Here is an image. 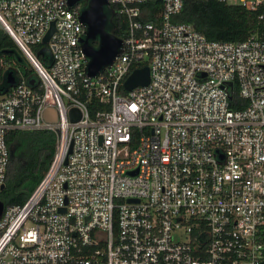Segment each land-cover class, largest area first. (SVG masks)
<instances>
[{"label":"built area","instance_id":"1","mask_svg":"<svg viewBox=\"0 0 264 264\" xmlns=\"http://www.w3.org/2000/svg\"><path fill=\"white\" fill-rule=\"evenodd\" d=\"M107 1L126 29L113 61L89 76L80 1L0 0L2 30L32 71L15 69L11 85L1 76L0 191L7 134L56 135L29 197L3 205L0 264H262L264 37L209 40L173 20L183 0H158L148 21L147 0ZM144 62L148 83L126 90ZM236 94L245 105L231 106Z\"/></svg>","mask_w":264,"mask_h":264},{"label":"trees","instance_id":"2","mask_svg":"<svg viewBox=\"0 0 264 264\" xmlns=\"http://www.w3.org/2000/svg\"><path fill=\"white\" fill-rule=\"evenodd\" d=\"M159 6L158 0H147L141 4L140 19L142 21L152 20ZM116 8V5L110 4V9L114 14L109 23V29L112 34L119 37L126 29V25L122 17L117 14ZM262 12H264L262 7L250 11L242 6L227 5L217 0H183L182 9L173 16V20L192 24L209 40L238 41L251 34L264 37V19H259ZM34 49L44 65L48 66L49 53L44 51L41 54L42 51L38 46ZM0 62L2 63L0 80L2 74L8 71L12 76H15V69H19L25 76L32 72L12 39L2 29H0ZM139 66H146V63L139 64ZM2 70H4L3 73ZM1 86H5V83L2 82ZM233 100L235 103L236 100L239 102L237 104L233 102L231 106L245 105V101L239 99L237 94L233 96ZM104 106V104L95 101L91 108L103 109ZM55 141L56 135L51 130H13L7 134L9 162L4 188L0 191V201L4 206L22 204L29 197L51 163L55 151ZM262 236L264 240V229Z\"/></svg>","mask_w":264,"mask_h":264},{"label":"water","instance_id":"3","mask_svg":"<svg viewBox=\"0 0 264 264\" xmlns=\"http://www.w3.org/2000/svg\"><path fill=\"white\" fill-rule=\"evenodd\" d=\"M79 1L80 0H67V3L69 6H72ZM107 5V0H87V6L80 11V20L86 27L84 36L80 38V42L86 58V72L89 76L96 75L101 68L110 64L118 54V49L122 44V40L119 37L106 29L107 16L104 9ZM0 29H2L1 25ZM53 31L54 26L52 23L43 38V43L48 41ZM95 38L97 39V45H90L89 40ZM4 53H7V51H4ZM2 80L9 85L14 82V78L10 71L2 75ZM148 81L149 69L147 66H143L131 71L123 82V86L126 90H130L138 85H146ZM29 82L32 83L33 81L30 80ZM44 117L47 120L55 121L54 110L51 108L46 109ZM3 188L4 185L1 186V189ZM2 209L3 203L0 201V215Z\"/></svg>","mask_w":264,"mask_h":264},{"label":"flooded vegetation","instance_id":"4","mask_svg":"<svg viewBox=\"0 0 264 264\" xmlns=\"http://www.w3.org/2000/svg\"><path fill=\"white\" fill-rule=\"evenodd\" d=\"M79 5L80 7L83 9L87 6V0H80L79 2ZM105 13H106V16H107V23H106V29L110 32V29H109V23L111 22V19L113 17V11L110 9V5H107L104 9ZM96 42H97V39H90L89 40V44L92 45L93 43L96 45ZM95 45H92V46H95Z\"/></svg>","mask_w":264,"mask_h":264},{"label":"rangeland","instance_id":"5","mask_svg":"<svg viewBox=\"0 0 264 264\" xmlns=\"http://www.w3.org/2000/svg\"><path fill=\"white\" fill-rule=\"evenodd\" d=\"M2 69H4V68H2ZM3 71H4V70H2V73H3Z\"/></svg>","mask_w":264,"mask_h":264}]
</instances>
